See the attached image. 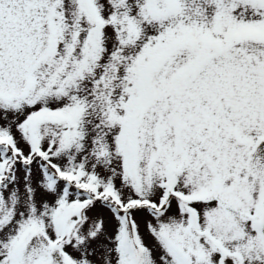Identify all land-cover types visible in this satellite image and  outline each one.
I'll return each mask as SVG.
<instances>
[{
    "label": "snow or ice",
    "instance_id": "1",
    "mask_svg": "<svg viewBox=\"0 0 264 264\" xmlns=\"http://www.w3.org/2000/svg\"><path fill=\"white\" fill-rule=\"evenodd\" d=\"M0 264H264V0H0Z\"/></svg>",
    "mask_w": 264,
    "mask_h": 264
}]
</instances>
